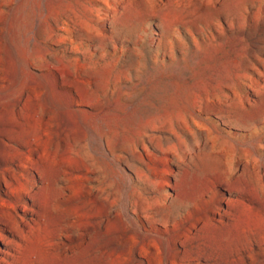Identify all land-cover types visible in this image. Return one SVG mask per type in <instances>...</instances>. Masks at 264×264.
<instances>
[{
  "label": "rangeland",
  "instance_id": "374dc122",
  "mask_svg": "<svg viewBox=\"0 0 264 264\" xmlns=\"http://www.w3.org/2000/svg\"><path fill=\"white\" fill-rule=\"evenodd\" d=\"M0 264H264V0H0Z\"/></svg>",
  "mask_w": 264,
  "mask_h": 264
}]
</instances>
